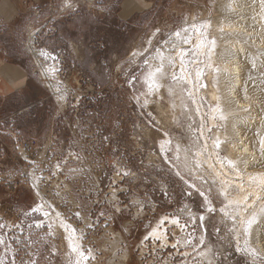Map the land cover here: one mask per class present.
<instances>
[{"label": "rangeland", "instance_id": "rangeland-1", "mask_svg": "<svg viewBox=\"0 0 264 264\" xmlns=\"http://www.w3.org/2000/svg\"><path fill=\"white\" fill-rule=\"evenodd\" d=\"M122 1L44 0L42 17L38 22L32 17L23 28L33 89L26 98H10L0 111V264H76L57 220L46 221L34 210L38 195L32 175L45 201L43 210L61 213L80 235L82 251L93 252L88 264H200L199 253L207 247L214 264H262L264 251L258 248L256 256L244 251L251 239L245 244L243 233L235 232L237 224L217 210L224 201L214 188L202 187L176 158L174 143L187 146L194 135L186 130V116L177 111L171 125L166 113L172 97L162 90L156 100L158 91L144 81L157 64L154 53L173 44L188 51L182 66L189 72L194 60L204 62L188 41L194 44L198 29L205 38L216 32L217 0H146L147 9L126 22L117 17ZM30 36L36 50L56 59L31 53L25 46ZM45 65L56 67L58 88L67 91L63 105L41 76ZM179 66L165 65L166 85L179 79ZM206 90L199 102L207 113L208 83ZM201 125L200 120L193 123ZM163 129L169 136L165 160L157 147ZM23 142L34 144L30 158L13 148ZM201 191L215 209L204 221L198 217L205 212ZM161 216L177 217L186 227L177 235L174 227L167 228L169 242L180 235L189 243L166 249L148 237L141 255V243Z\"/></svg>", "mask_w": 264, "mask_h": 264}, {"label": "bare ground", "instance_id": "bare-ground-1", "mask_svg": "<svg viewBox=\"0 0 264 264\" xmlns=\"http://www.w3.org/2000/svg\"><path fill=\"white\" fill-rule=\"evenodd\" d=\"M217 4L219 14L217 15L220 17V21L218 25H215L216 28L218 27L216 32L208 34V37L205 38L198 34V29L197 32H194V34L196 33L195 40H193L194 44L191 43L192 41H188L191 50L194 49L198 57L204 58V62L198 63V59L194 60L191 72H189V69L186 70L185 65L182 66L181 64L180 52L184 51L186 55L188 53L183 46L177 43L178 45L175 47L171 45L168 50L167 48L157 50L153 55L157 64L150 66L148 71H154L160 65L161 56L163 57L164 71L162 75L156 77L158 87L151 90L158 91L156 100L161 99L160 92L162 90L172 97V102L168 104L169 109L166 113L169 116L170 124L174 126L177 122L176 112H182L187 119L186 130L194 134L191 137L192 140L189 139V144H186L187 146L181 142V144L174 143L175 156L181 158L183 170L192 174L198 182L202 181L200 182L202 187L212 186L214 188L224 201V205L217 210L232 223L233 218H235L237 224L235 226L238 229H235L236 233L240 231L243 233L244 224L242 221L248 219L253 213L257 214L258 221L252 226L251 235L248 237L251 239L248 242V248L255 250V252L258 248L264 251V215L260 214V209L264 208V152L260 146L261 139H264V7L261 6L260 0H217ZM204 24L206 27L207 25L210 26V23L208 24L206 21ZM157 32L158 29H154L151 37ZM200 36L205 40L204 42ZM27 47L31 53L48 54L46 50L35 49L32 36L27 42ZM134 52L131 51V55ZM42 56L46 58L50 55ZM171 61H175L178 66L180 64L178 70V76H180L179 79H175L176 82L166 85L164 82L167 73L165 72V65L171 64ZM253 64H255V68H253ZM55 68L54 65H50V67L45 65L40 73L46 79V84L49 85L56 99L63 105L66 102L67 91L59 90ZM181 68H183V72ZM197 72H200V75H197ZM173 73H170L169 78L175 81ZM146 76L147 74L144 78L145 83ZM181 76L184 79H180ZM204 76H209L207 77L208 80ZM206 82L212 90V93L209 92L207 96L209 101L207 113L199 102V99L205 98L207 94H205ZM146 85L148 87L147 83ZM184 85L187 86L185 91L183 90ZM204 116H207L208 127H205L206 123L204 125ZM221 116L224 119H221ZM156 119L158 124H161L160 117H156ZM195 120L203 121L204 127L201 125L200 128H195L196 124L193 127ZM161 134L162 140L158 141L157 147L161 157L163 156V160H165L169 136L164 129ZM217 141L220 143L219 148L215 146ZM230 161L231 165L229 164ZM36 178L32 175V190L34 194L38 195V203L34 208L39 209L46 221L57 220L55 225L64 232L66 245L74 253L75 262L79 261L80 264H86L90 257L93 260V252L85 254L82 251L80 235H77L73 227L63 219L61 213L58 214L57 211H53L50 214L43 210L42 205L45 201L38 193ZM203 200L205 212L198 217L200 219L203 216L204 221L209 217L210 212L207 211L209 204L205 202L204 197ZM47 206L50 207V204L47 203ZM210 206L213 207L211 202ZM187 215L193 218L196 216L191 211H187ZM165 223L168 225L166 226ZM169 227L176 229L174 234L181 233L186 228L185 225L179 223L177 217L161 216L152 226L149 235L144 240L142 239L140 254L144 255V243L148 237L161 242V245L166 249L168 247L184 248L189 243L180 235L176 236L177 234L172 236L174 239L169 242L166 231ZM203 239L202 233L201 243ZM73 245L77 247L78 251H73ZM80 252H83L87 259L82 258ZM210 252V247H207L199 253L200 264L215 263ZM176 253L178 252L176 251ZM183 256L187 257L188 252L184 251ZM90 264L99 263L92 262Z\"/></svg>", "mask_w": 264, "mask_h": 264}, {"label": "crops", "instance_id": "crops-1", "mask_svg": "<svg viewBox=\"0 0 264 264\" xmlns=\"http://www.w3.org/2000/svg\"><path fill=\"white\" fill-rule=\"evenodd\" d=\"M43 1L0 0V111L5 103L9 104L10 98H26L33 89L30 62L22 49V31L32 19L33 9L41 7ZM145 3L146 0H123L118 19L126 22L144 12Z\"/></svg>", "mask_w": 264, "mask_h": 264}, {"label": "snow or ice", "instance_id": "snow-or-ice-1", "mask_svg": "<svg viewBox=\"0 0 264 264\" xmlns=\"http://www.w3.org/2000/svg\"><path fill=\"white\" fill-rule=\"evenodd\" d=\"M260 3H261V6L264 7V0H260ZM184 31H187V29H184ZM175 36H176V37H179V36H180V32L177 31V32L175 33ZM166 42H167V41H166ZM185 42H187V41H185ZM173 47H175L174 44H173ZM42 55H50V57H51L53 60L56 59V57H55L54 54H44V53H42ZM185 55H186V53H185L184 51H181V52H180L181 64H182V65L185 63V61H184V57H185ZM144 63L147 64V60H145ZM170 63H171L172 66L174 67V65H175V61H171ZM255 67H256L255 64H253V68H255ZM163 71H164V69H163V57L161 56L160 65L157 66L156 69H155L154 71H148V72H147L146 83L148 84V87H149L150 89H152V88H154V87H158V85L156 84V77H157L158 75H162V74H163ZM181 71L183 72V68H181ZM197 75H200V72H197ZM173 78H174V79L176 78V77H175V73H173ZM180 79H184V77L181 76ZM220 118H221V119H224L223 116H221ZM209 131H211V129H209ZM215 146H216L217 148H219V146H220L219 141L216 142ZM260 146H261V150H262V152H264V139H261V141H260ZM162 147H163V146H162ZM177 151H178V147H177ZM229 164L231 165V161L229 162ZM232 166H234V165H232ZM177 175H179V173H177ZM181 179H183V178L181 177ZM189 187H194V185H189ZM199 195H200L201 197H204L205 202L209 204V206L207 207V211L210 212V213H211V212H214L215 209H214L213 207L210 206V202L207 200V196L205 195V193H204L203 191H201V192L199 193ZM34 210H39V209H34ZM260 214H261V215H264V208H261V209H260ZM45 215H47V213H45ZM203 219H204V217L201 216V217H200V220L203 221ZM257 221H258V216H257V214H255V213L251 214L250 217H249L248 219L242 221V223L244 224V227H243V235H244V237H245V244H247V238L251 235L252 226H253L255 223H257ZM174 222H175V221H174ZM233 223H234V224L236 223L235 218H233ZM73 231H74V230H73ZM236 239H237V250L239 251V250H241V249L239 248V239H240L239 235H237ZM3 242H4V241H3L2 239H0V243H3ZM73 251H78V249H77V247H76L75 245H73ZM244 251H247V252L249 253V255H252V256H256V255H257V253L255 252V250H253V249H249V248H247V247L244 249ZM80 255H81L82 258L87 259V257L84 255L83 252H80ZM76 264H80V262L77 261ZM262 264H264V260H262Z\"/></svg>", "mask_w": 264, "mask_h": 264}, {"label": "built area", "instance_id": "built-area-1", "mask_svg": "<svg viewBox=\"0 0 264 264\" xmlns=\"http://www.w3.org/2000/svg\"><path fill=\"white\" fill-rule=\"evenodd\" d=\"M71 5H69L68 7H70ZM43 11H45L44 8H41V7H37V8H34L33 9V21L34 22H38L37 21V18H41L42 17V14H43ZM30 22V21H29ZM31 26V24H30ZM35 34L34 33V40H35ZM27 42V40H26ZM25 42V46H26V43ZM35 44V43H34ZM14 149H20L21 151H23L24 153V156L27 158H30L31 156H33L35 154V147H34V144L31 143V142H23L21 144V147L20 148H16V147H13Z\"/></svg>", "mask_w": 264, "mask_h": 264}]
</instances>
